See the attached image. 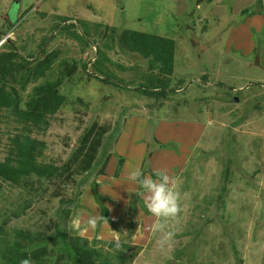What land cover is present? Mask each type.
Segmentation results:
<instances>
[{"label": "rangeland", "instance_id": "obj_1", "mask_svg": "<svg viewBox=\"0 0 264 264\" xmlns=\"http://www.w3.org/2000/svg\"><path fill=\"white\" fill-rule=\"evenodd\" d=\"M4 42L33 61L22 104L40 84L63 98L31 134L49 173L0 180V264L3 237L24 246L17 264H71L52 251L60 215L68 240L118 264H264V0H0ZM155 88L168 97L141 91ZM16 134L4 118L0 160ZM133 165L169 175L175 217L148 212Z\"/></svg>", "mask_w": 264, "mask_h": 264}, {"label": "trees", "instance_id": "obj_2", "mask_svg": "<svg viewBox=\"0 0 264 264\" xmlns=\"http://www.w3.org/2000/svg\"><path fill=\"white\" fill-rule=\"evenodd\" d=\"M77 38L80 37L77 36ZM3 45L6 52L0 54V74L5 75L9 68L14 67L13 70L20 68V76L17 84L9 82V84H13L11 94L4 95L0 92V124L4 121V118L12 117L20 127V134L14 136L12 140L14 146L10 149L5 159L0 160V180L19 184L20 180L32 174L43 176L49 173L50 170L45 171L38 162V158L43 154V147L38 146L39 143L31 134L34 131L42 132L47 128V115L56 112V106L62 105L63 97L59 93L60 87H55L56 85L51 84H40L32 88V94L39 97L32 98L22 104L24 97L20 95L19 91L27 90L35 81L33 80L34 74L31 72L33 61L23 58L15 47L8 42H4L1 46ZM40 75H42V70ZM155 89L154 91L151 89L141 91L157 99L168 97V91L166 89ZM24 106H31V108L26 109ZM3 110H6L8 114H2ZM85 149L87 148H84L83 151ZM101 214L103 220H108V208L102 206ZM3 228H0V234L3 232ZM17 234L22 239H28L24 232L17 231ZM1 244L6 245L11 253L10 257L7 256V264H17L18 258H21V255H23L22 248L24 246L14 238L9 241V238L7 240L4 237L1 238ZM17 247L19 248L17 249ZM123 248L127 249L129 247L125 244ZM52 251L54 254L66 256L71 264H84L83 261L91 257V255L94 257L93 254H97L96 258L99 259V264H118L111 260V254L105 256L98 251L91 252L92 250H90L86 239L78 238L75 242L68 240L67 224L63 215H60L52 238ZM120 253L123 255L122 258H124L127 251L120 250ZM89 264H95L94 260L89 261Z\"/></svg>", "mask_w": 264, "mask_h": 264}, {"label": "clouds", "instance_id": "obj_3", "mask_svg": "<svg viewBox=\"0 0 264 264\" xmlns=\"http://www.w3.org/2000/svg\"><path fill=\"white\" fill-rule=\"evenodd\" d=\"M127 179L138 182L140 187L148 194L146 207L153 216L165 220L177 215L179 210L178 192L165 171L154 170L151 174H145L141 167L133 165L129 169ZM87 223L94 228L96 220L92 218ZM163 228V224L157 225V230H162ZM173 235L171 231H167L161 240V244L169 242ZM21 264H30V261L25 259Z\"/></svg>", "mask_w": 264, "mask_h": 264}]
</instances>
